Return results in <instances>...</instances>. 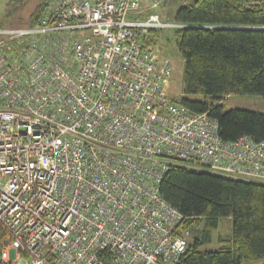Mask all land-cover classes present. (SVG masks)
Here are the masks:
<instances>
[{"label":"built area","instance_id":"obj_1","mask_svg":"<svg viewBox=\"0 0 264 264\" xmlns=\"http://www.w3.org/2000/svg\"><path fill=\"white\" fill-rule=\"evenodd\" d=\"M163 1L48 0L0 27V264H177L172 166L264 183V139L226 141L171 97Z\"/></svg>","mask_w":264,"mask_h":264},{"label":"trees","instance_id":"obj_2","mask_svg":"<svg viewBox=\"0 0 264 264\" xmlns=\"http://www.w3.org/2000/svg\"><path fill=\"white\" fill-rule=\"evenodd\" d=\"M36 1L23 17L25 0H10L0 27L36 26L48 0ZM174 23L180 25L173 36L185 63L184 96L175 101L198 113L209 112L226 141L243 136L263 140L264 113L227 110L221 100L232 94L264 99V0H195L177 10ZM161 35V30L150 33L156 48ZM160 192L184 215L182 229L193 235L177 264L264 261V183L172 166ZM225 218L232 234L215 237ZM5 237L0 233V246ZM215 239L217 250L205 248Z\"/></svg>","mask_w":264,"mask_h":264},{"label":"rangeland","instance_id":"obj_3","mask_svg":"<svg viewBox=\"0 0 264 264\" xmlns=\"http://www.w3.org/2000/svg\"><path fill=\"white\" fill-rule=\"evenodd\" d=\"M195 0H170L167 4L162 2L160 8L157 10L164 22H174V16L177 10L185 5L193 4ZM36 0H25V4L21 6L23 11V17H26L30 14L33 6L36 4ZM2 7V6H1ZM0 7V16L2 15L3 9ZM174 28H164L162 29L161 39L157 45V51L161 56L168 57L172 62L173 75L170 81V94L171 97L175 100H181L184 96V72H185V63L184 60L176 48L175 39L173 36ZM223 105L227 110L234 108H243L252 111L264 113V99L258 96L251 95H237L232 94L226 96L225 99L221 100ZM216 103V101H212ZM227 235L232 234V224L231 221L227 218L220 220L219 229L214 233V236L218 235ZM191 238L193 235L190 236ZM205 248L215 251L218 249V243L215 239L210 245H207ZM12 259L16 258V253L13 251L11 253ZM264 261H256L246 264H263Z\"/></svg>","mask_w":264,"mask_h":264},{"label":"flooded vegetation","instance_id":"obj_4","mask_svg":"<svg viewBox=\"0 0 264 264\" xmlns=\"http://www.w3.org/2000/svg\"><path fill=\"white\" fill-rule=\"evenodd\" d=\"M9 3H10V0H0V7L2 6L1 9H3V12L0 18L6 13V10L11 8V6L8 7Z\"/></svg>","mask_w":264,"mask_h":264},{"label":"bare ground","instance_id":"obj_5","mask_svg":"<svg viewBox=\"0 0 264 264\" xmlns=\"http://www.w3.org/2000/svg\"><path fill=\"white\" fill-rule=\"evenodd\" d=\"M26 27V26H25Z\"/></svg>","mask_w":264,"mask_h":264}]
</instances>
